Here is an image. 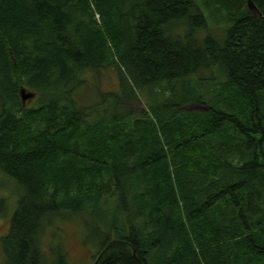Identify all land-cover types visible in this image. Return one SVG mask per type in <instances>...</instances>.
<instances>
[{"label": "trees", "instance_id": "16d2710c", "mask_svg": "<svg viewBox=\"0 0 264 264\" xmlns=\"http://www.w3.org/2000/svg\"><path fill=\"white\" fill-rule=\"evenodd\" d=\"M229 2L0 0V264L70 220L90 264H264V0Z\"/></svg>", "mask_w": 264, "mask_h": 264}, {"label": "rangeland", "instance_id": "374dc122", "mask_svg": "<svg viewBox=\"0 0 264 264\" xmlns=\"http://www.w3.org/2000/svg\"><path fill=\"white\" fill-rule=\"evenodd\" d=\"M229 2V0H228ZM230 3V2H229ZM231 4V3H230ZM214 25H221V23L213 22ZM223 27H217L213 28V32L216 33L218 37H221L223 34L222 31ZM110 71H104L105 75L102 76L100 79L97 80V86H99L100 90L111 92V91H117L120 92V83H119V77L117 73V69H109ZM89 80L87 83V88L84 90H81L80 95H82L83 98L86 100H82L84 104H90L97 100L98 93L94 90V81L95 78L92 77V75H89ZM93 94H92V92ZM142 93L145 94L146 91L142 90ZM30 95V92H26L25 95ZM79 95V98H80ZM130 97V96H128ZM142 97H144L142 95ZM36 99L35 96L30 95L25 98V101H27L29 104L33 103V100ZM132 105L133 109L138 112L148 113V107L144 103L143 100H137L136 103H130L128 106ZM190 107L192 108H205L203 105L199 106L197 104H192ZM2 176V175H1ZM3 195H0V202L2 201ZM8 210V209H7ZM6 210V213H7ZM2 218H0V237L1 233L3 231L2 226ZM8 226V225H6ZM62 231H54L52 233L51 231H48L45 235L46 241L49 243V248L47 246V254L49 261H53L54 264H61L59 263V253L57 250H54V246L61 245L65 247L67 256L65 254L64 260L67 264H90L94 260V254L97 253L99 248H96L98 240H100L101 235H95L97 239L91 238V234L88 233V230H86L85 237H81V234L83 233L81 231V225H76L72 220L64 222L62 225ZM5 228V227H4ZM103 231H105V228H102ZM52 233V234H51ZM105 234V233H103ZM50 246L54 249L50 251ZM62 250V249H59ZM1 254V251H0ZM3 254V252H2ZM1 254V256H2Z\"/></svg>", "mask_w": 264, "mask_h": 264}, {"label": "bare ground", "instance_id": "6f19581e", "mask_svg": "<svg viewBox=\"0 0 264 264\" xmlns=\"http://www.w3.org/2000/svg\"><path fill=\"white\" fill-rule=\"evenodd\" d=\"M225 3V2H224ZM251 7L253 8V9H256V7H255V5H251ZM257 10V9H256ZM257 12H258V10H257ZM259 14V13H258ZM15 59V58H14ZM25 91H24V93L22 92V95H23V99L25 100V98L27 97V96H30V95H25Z\"/></svg>", "mask_w": 264, "mask_h": 264}, {"label": "water", "instance_id": "95a60500", "mask_svg": "<svg viewBox=\"0 0 264 264\" xmlns=\"http://www.w3.org/2000/svg\"><path fill=\"white\" fill-rule=\"evenodd\" d=\"M252 9H253V8H252ZM253 12L258 13L256 9H253ZM23 93H24V91H23Z\"/></svg>", "mask_w": 264, "mask_h": 264}]
</instances>
